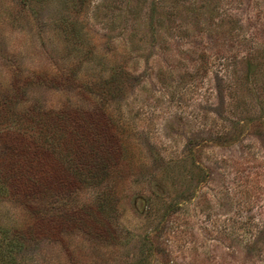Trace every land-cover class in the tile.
<instances>
[{
  "label": "rangeland",
  "instance_id": "1",
  "mask_svg": "<svg viewBox=\"0 0 264 264\" xmlns=\"http://www.w3.org/2000/svg\"><path fill=\"white\" fill-rule=\"evenodd\" d=\"M78 111L120 139L101 189L46 159ZM0 176L17 264H264V0H0Z\"/></svg>",
  "mask_w": 264,
  "mask_h": 264
},
{
  "label": "trees",
  "instance_id": "2",
  "mask_svg": "<svg viewBox=\"0 0 264 264\" xmlns=\"http://www.w3.org/2000/svg\"><path fill=\"white\" fill-rule=\"evenodd\" d=\"M55 118L56 122L58 120L60 124L68 127L65 138L59 142L60 138L57 136H61L63 132L55 134V138L52 137L51 144L47 148L48 152L46 151V159L49 162L52 161L57 169L59 167L60 177L56 176L57 179L54 177L58 182L59 189H61L60 186L64 191L79 190L88 186H96L101 189L107 177L113 175L118 168L122 157L120 139L110 131L108 119L96 118L95 121H92V116L87 111H78L75 115L63 113ZM60 124L57 125L60 127ZM61 128H58V131ZM65 158H68L66 162L68 164L63 167L61 161ZM4 183L3 176H0V191H8L9 188L2 185ZM33 184L36 185V182ZM102 196L101 204H104L108 194L103 193ZM96 208L97 206L93 208L95 216H97ZM71 221L72 228L83 227L85 230V222L80 219V216L76 215ZM34 226L26 230H0V264H17V253L24 250L30 241L42 238L44 234L41 235L40 229ZM86 231L93 234L94 237H100L102 241L109 236L102 231L98 232L97 229L91 232L88 227Z\"/></svg>",
  "mask_w": 264,
  "mask_h": 264
}]
</instances>
